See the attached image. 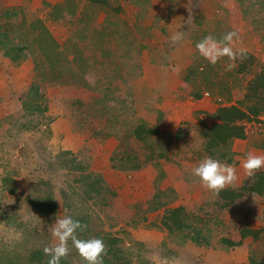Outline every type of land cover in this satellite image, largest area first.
Listing matches in <instances>:
<instances>
[{
  "label": "rangeland",
  "instance_id": "374dc122",
  "mask_svg": "<svg viewBox=\"0 0 264 264\" xmlns=\"http://www.w3.org/2000/svg\"><path fill=\"white\" fill-rule=\"evenodd\" d=\"M67 1L56 5L39 1L37 8L32 0H24V5L19 7H7L0 0V23L5 25L6 12L16 9L18 16L13 21H26L29 26L42 19L60 41L59 44L71 46L72 43L67 41L75 33L74 21L69 23L71 25H64L52 18V14L61 13L59 9L53 12V7L61 8ZM137 1L142 3L145 0ZM237 1L241 4L243 20L250 33L247 36L250 35L251 40L249 43H235L234 48L245 49L252 59H237L233 70L226 71L229 63L226 57L213 66L197 56L195 61L199 63V74L188 82L182 76L186 86H180L172 96L150 93L152 86L149 81L141 83L142 78L137 72L140 70L138 60L144 51L141 43L143 38L152 43L153 38L150 30L145 31L148 18L141 23L135 22L134 16L129 18L128 7L135 5L131 0H109L107 5L76 0L79 10L88 13L85 22L93 23L94 17L96 19L102 14L109 17L110 29H102L100 34H105L103 37L110 36V31L115 28L111 21L116 20V15L109 6L124 7L121 12H126L130 19L124 15L130 23L129 36L138 43H132V47L124 41L100 43V40H105L102 36L101 39L93 37L84 41L86 46L83 45L82 49L85 58L88 56L85 79L99 89L92 92L73 86L74 76H70L72 83L69 85L67 82L42 85L41 92L49 104V111L44 113L47 118L37 114L28 122L21 119L22 100L35 76L32 57L18 66L11 63L4 51H0V264H22L32 249L55 243L51 235L52 224L70 213L87 216L90 237L121 239L118 247L122 264H251L253 257L257 261L264 260V197L245 190L255 182V176L247 177L240 168L247 152H235L239 147L233 146L238 181L222 192L234 190L245 193L227 207L224 206L226 199L220 194L213 196L192 173L201 160L210 156L204 150L201 135L202 123L208 120H204L206 116L202 110L195 112L194 109L197 105L201 108L206 105L209 110H216L221 105H240L248 82L264 65V0ZM212 8L217 9L212 6L210 10ZM121 12L117 19L121 18ZM120 33L123 35V32L115 34ZM167 34L163 31L162 36L167 38ZM206 34L217 40L221 38L209 31ZM18 44L23 46L26 43ZM239 62L247 66L245 71H239ZM139 64L141 66V62ZM155 64L157 62H153ZM158 68L167 70L164 63ZM157 76L164 77L160 73ZM164 81H158V87ZM199 92L202 98L195 99L193 94ZM100 98L106 102L97 109L92 105ZM168 100L171 112H175L162 114L159 106ZM76 101L82 102L81 105ZM175 102L178 106L174 105ZM110 108L115 110L113 113L119 118L120 126L133 124L134 127L145 122L160 130V140L155 149L166 152L167 159L145 163L149 152L135 139H127V134L120 132L119 125L115 134L120 132L122 140L101 135L100 132L109 126ZM209 110L206 109L208 114ZM31 121H34L31 130L22 127ZM49 129L51 136L46 133ZM246 129L249 146L264 155V150L253 147V144L264 141V115L261 123H247ZM132 155H137L143 162L140 170L114 169L113 164L126 167L128 164L123 159ZM77 166L84 167L85 171L76 170ZM161 173H164L162 178ZM6 175L15 180V194L3 186ZM98 176L103 180L99 185L102 193H90L88 196L84 192L85 182ZM161 193L165 205L154 210L155 199ZM38 196H51L57 201L59 212L55 217H44L34 209L29 200ZM66 205H71L72 212L64 209ZM178 207H184L189 229L171 233L163 227V217L168 209ZM248 229L259 231V238L251 236L243 240L241 231ZM197 234H200L201 245L193 242L195 236L199 237ZM225 240L238 245L229 246Z\"/></svg>",
  "mask_w": 264,
  "mask_h": 264
},
{
  "label": "trees",
  "instance_id": "16d2710c",
  "mask_svg": "<svg viewBox=\"0 0 264 264\" xmlns=\"http://www.w3.org/2000/svg\"><path fill=\"white\" fill-rule=\"evenodd\" d=\"M89 1L92 3H99L103 5L109 4V0ZM131 1L133 2L132 4L135 5L144 6L145 4V1H142V3L137 0ZM60 7L62 9L57 8L56 6L53 7V12L58 9L61 12V16L58 14H52V18L54 19V21H58L63 18L65 12L72 15V11H74V13L76 14L79 8L76 0H68L65 4L61 5ZM109 8L113 9V11L115 12L116 20L113 19L111 21V24L115 26L114 29L115 32H117L118 29H120V27L124 25L122 19H117V16L122 11V8H113L110 6ZM75 14L73 16H75ZM17 16L18 13L16 9L7 11L4 17L7 20L4 23L5 25H2L0 23V51H4L5 55H7L8 59L14 65L19 66L23 64L29 59L30 56L32 57V62L34 63L33 69L35 76L31 86L29 87L28 93L26 94L24 100H22L21 112H23L24 114H21V119L27 121L37 114L43 115L44 118H47L44 113L49 111V104L45 95L41 92V89L43 88L42 85H55L56 83L62 82H67L66 84L69 85L70 82L72 83V78L70 76H74V78L76 79L74 80L72 85H77L92 91H94V89L96 88L98 91V87L91 86L89 81L85 79V74L88 67V60L86 59L87 57L85 58L82 48L73 46L74 38H70L67 41L68 43H72L71 46H66V44L64 46L60 45L56 38L49 31L42 19H37L28 26L26 21H13L17 18ZM107 28L110 29V25L108 27H105L104 29L107 30ZM126 31H128V29H126L125 31L123 29V35L120 33L117 36H120L122 40L127 41V38L124 39V37L129 36V33H126ZM145 31L149 32V29H146ZM195 35L197 41H195V43H198L207 36L206 33L200 34L198 32H196ZM81 39L83 40V42L87 41L86 36L82 37ZM99 42L101 43V40ZM18 43L26 44L21 46ZM127 44L126 45L129 47H132L133 45L132 43ZM31 54L34 56H32ZM70 56H72V58ZM196 56L200 57L199 54H197ZM245 57H250L252 59V55H250L249 53H246ZM129 59H131L130 55ZM198 64H196V61H194L193 65L184 72V78L187 82L191 81L192 77H196L199 74L197 73L200 69ZM239 64V71H245L247 66L240 62ZM65 79L69 81H65ZM193 96L195 99L202 98L200 92L194 93ZM105 102V99L100 98L92 106L97 109H101V107L105 105ZM76 103L81 105L82 102L76 101ZM110 110L111 112H108L110 117L108 115L107 119L109 126L107 130L104 129L100 132L101 135L106 138L115 137L116 139L122 140L120 132L123 131L127 134V139H135L138 143H141L143 145L146 151L149 152L146 157L145 163L153 162L156 159H167L168 155L166 152L156 151L157 149H155V145L160 140V130L150 127L145 122L138 123L134 127L132 126L133 124L126 127L120 126V124L118 123L119 118H117V115L113 113V111L115 110L111 108ZM263 115L264 65L261 68V71L255 74V76L248 82L244 100L240 103V105H221L219 108H217L215 114L212 115V119H214L215 122L211 126L202 123L203 129L201 131V135L204 139L205 152L208 153L214 159H218L221 162H226L228 164H233L235 153H233L232 149L235 140H247L248 135L246 124L256 122L261 123V117ZM33 124L34 121H31L29 125H24L22 127L24 129L31 130L34 127ZM118 125L120 126L121 130L118 134H115V130L117 131L116 128ZM46 133L48 136L52 135L50 129L47 130ZM168 136L171 137L170 135ZM253 147L264 150V141H262L260 144H253ZM123 160L126 161L128 165H125L126 167L122 168L119 165L113 164L114 169H129L135 172L141 169L143 163L140 161L137 155L125 157ZM70 161L74 162L73 159H70ZM75 169L79 171H85V168L82 166H77L75 167ZM162 177H164V173H161V178ZM101 181L103 180L102 177L100 178V176L87 180L85 182L86 188H84V192H86L88 196H90V193H102V191H99V189H101L99 187ZM3 186L11 194H15L17 191L15 180L10 175H6V177L3 179ZM245 190L247 192L258 195L259 197H264V172L257 173L255 175V182L250 185V187L245 188ZM244 193L245 192L231 190L221 192L220 195L221 198L226 199V203L224 206L227 207L231 203L242 198L244 196ZM162 197V193L157 195V198L155 199L154 203V210H157L162 206L164 207L165 204L162 203ZM29 202L34 207V209L41 213L44 217H55L59 212L57 201L54 200V198L51 196H46L43 198H40L38 196L30 199ZM64 209L70 211L71 205H66ZM68 216H71L74 220H77L82 225L86 226L84 231H77L78 238H92L87 232V216L79 217L74 213H70L68 214ZM187 216L188 215L186 214L184 207L168 209L163 217L162 225L171 233H173V231H184L185 229H189V225L186 222ZM198 236V238L195 236L193 242L197 245H201L202 240L200 234ZM251 236L254 238H259V231L252 229L241 231V237L243 240ZM100 239L104 241L107 247V252L104 256V264H122L121 256L119 255L121 249L118 247L120 242H122L121 239H118L116 237L101 236ZM225 242L229 246L238 245V243L232 240H225ZM68 246L70 249L69 255L66 258H63L60 264H85V262L79 256L78 252L73 247L71 241L68 242ZM43 249L44 248L41 247L32 249L28 253L25 262H22V264H47L49 257L44 254ZM251 264H264V260L257 261L253 257L251 259Z\"/></svg>",
  "mask_w": 264,
  "mask_h": 264
},
{
  "label": "crops",
  "instance_id": "0c3cea01",
  "mask_svg": "<svg viewBox=\"0 0 264 264\" xmlns=\"http://www.w3.org/2000/svg\"><path fill=\"white\" fill-rule=\"evenodd\" d=\"M1 1L5 3V6L7 7H19L24 5V0ZM32 1H34V4L37 5L38 8L40 6L39 1H47L52 5H56L62 3L64 0ZM238 3L239 2L237 0H145L144 6L132 5L131 7H128V16L130 19L134 16L138 20L137 21L135 18H133L134 21L139 23H141L142 20L145 21L146 18H148L149 20V23L147 24L148 27L141 25L140 27H146L151 31L150 33L153 41L152 43H150L149 39L143 38L141 48L144 51L142 52L141 58L138 60L140 70H138L136 67L135 68L139 73V77L142 78L141 83L143 81H149V83L151 84L152 91H150V93H158V95L164 96H167V94H169V96H172L180 89V86H186V83L183 80V73L193 65L197 57L196 55L199 54L196 49L197 43H195L196 32L205 34L209 31L215 33L217 37H219V35L222 37L227 32L236 31L239 35V40L236 43L250 42L251 37L250 35L247 36L250 33L245 25V21L243 20L244 18L241 12V4L239 3L238 5ZM212 6H215L217 9L212 8L210 10ZM79 9L80 7L78 8L75 16L65 12L66 14L64 15V17L58 21H61L64 25L74 21V47L83 48V45L86 46V44L83 43V40L81 39L84 36H86L87 40L93 39V37L96 40L97 38L101 39L102 36V39L105 40H101V43H122L123 41L125 43H138L137 40L131 39L132 37L130 36L126 41L122 40L120 36H117V34H115L122 32L123 29L124 31L128 29V31L126 32L130 33V23L128 22L130 19L128 18L126 12H121L122 14L120 18L122 19L124 25H122V27H120L117 32H112L115 31L114 28H112V30L110 31V36L103 37L105 34L100 33L102 32L103 28L110 25L109 17H106L104 14H102L100 17L97 16L96 19L94 17L93 23L89 21L85 22V17L88 13L83 12ZM122 11H124V9H122ZM124 15L125 17L127 16V19L129 20H127ZM180 15L183 16L181 18H178V16ZM163 22H166L167 26ZM163 31L168 33L167 38L162 36ZM173 36H180L181 38L178 40H173ZM134 50L137 51V49ZM248 52L251 51L248 50ZM167 55L168 58L166 57ZM133 58L135 59L136 57ZM139 62H141V66ZM153 62H157V64L153 65ZM163 63L164 66H166L167 70L164 69L163 71L161 68H158V65H162ZM158 73L163 74L164 77L162 78L160 76H157ZM162 79H165V81L161 87H158V81ZM172 85L174 86L172 87ZM177 85L178 87H176ZM75 86L82 88L77 85ZM169 102L170 100H168L167 103H162L161 106H159L160 112H162V114H171L175 112L174 110H172L171 112ZM174 105L178 106V103L175 102ZM203 106L204 108H201L197 105V108L194 110L195 112H197L198 110H202L201 112L204 114V116H206L204 120H208L205 121V123L208 126H211L215 121L214 119L212 120V117L210 115L215 114L217 109L209 110L210 108H208L206 105ZM205 108L209 110V114L206 112ZM249 145L250 143L248 140L238 139L235 140L233 146L234 148L239 147V150L236 151L235 149V152L246 154V152L248 153L252 151L256 154H261L259 150H255L254 148H252V146Z\"/></svg>",
  "mask_w": 264,
  "mask_h": 264
},
{
  "label": "clouds",
  "instance_id": "9594fccd",
  "mask_svg": "<svg viewBox=\"0 0 264 264\" xmlns=\"http://www.w3.org/2000/svg\"><path fill=\"white\" fill-rule=\"evenodd\" d=\"M180 38V36H173V40ZM238 40L239 35L236 31L227 32L219 40L208 35L196 44V49L199 55L213 66L226 57L229 61L226 71H231L236 66L235 61L243 60L246 56L245 49L234 48V44ZM240 168L247 177H254L264 169V155L248 152L246 157L241 160ZM192 173L201 182V186L213 196H218L226 188L235 186L238 181L235 163L228 164L210 156L201 160L193 168ZM85 227L71 216L57 218L51 227V235L55 243L43 249L44 254L49 257L47 264H60L61 260L69 255V241L85 264H104V256L107 252L104 241L95 237L78 238L77 231L82 232Z\"/></svg>",
  "mask_w": 264,
  "mask_h": 264
}]
</instances>
